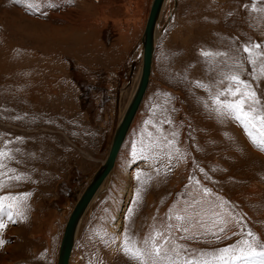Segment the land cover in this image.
Listing matches in <instances>:
<instances>
[{
  "label": "rangeland",
  "instance_id": "1",
  "mask_svg": "<svg viewBox=\"0 0 264 264\" xmlns=\"http://www.w3.org/2000/svg\"><path fill=\"white\" fill-rule=\"evenodd\" d=\"M151 3L0 0V150L13 157L3 159L0 196L30 194L23 216L15 223L5 218L0 264H57L74 201L106 158L137 81ZM255 7L264 9V2ZM252 8L253 0L167 1L151 82L111 179L80 221L71 264H138L120 248L125 228L142 242L204 188L219 198L220 211L234 214L233 222L219 239L196 237L193 227L174 232L175 243L212 252L243 239L241 228L264 241V151L238 121L210 110L209 93L210 86L227 87L221 72L234 63L251 80L243 47L264 45V11ZM253 84L264 92V82ZM157 128L170 140L178 133L173 159L159 152L146 162L140 150ZM137 174L148 181L142 188ZM137 188L140 200L132 205ZM241 218L242 225L235 222Z\"/></svg>",
  "mask_w": 264,
  "mask_h": 264
},
{
  "label": "snow or ice",
  "instance_id": "2",
  "mask_svg": "<svg viewBox=\"0 0 264 264\" xmlns=\"http://www.w3.org/2000/svg\"><path fill=\"white\" fill-rule=\"evenodd\" d=\"M16 2L20 3L21 0H16ZM257 2L258 0H253L252 10L264 11V9L255 7ZM260 2H264V0H260ZM25 6L30 10L33 8L31 3ZM262 48L264 45L260 44H246L243 47V52L246 54L245 59L252 66L249 73L251 80L243 79L242 64L234 63L227 66V72H221L220 83L223 84L226 80L227 87L213 92L212 87L215 86H210L209 93L212 100L210 110L219 117L238 121L252 143L264 151V92H261L253 84L257 80L264 82V51H260ZM202 55L207 58L215 53L202 52ZM205 106L208 107L207 104ZM166 123L171 124L172 121L169 119ZM170 135L171 140L163 134L162 128H157L155 134L148 133L149 142L146 149L141 148L140 158L147 162L150 156L154 157L156 153L162 152L169 160L173 159L172 149L177 143L175 138L178 133L172 132ZM146 151L149 155H145ZM176 152L179 153L178 147ZM4 158L11 160L13 157L10 152L0 150V169L6 167L3 163ZM133 158L135 159V153H133ZM3 175L5 173L0 172V177ZM10 178L18 181L22 177L14 175ZM134 178L141 181L140 174ZM150 179L151 177L148 178V180ZM147 182V180L141 181V188ZM2 187L3 184L0 182V188ZM141 188L136 189L132 205L139 203ZM28 195L30 194L0 196V230L6 226L5 218L9 222L15 223L17 216H23L22 208L26 207L24 198ZM212 196L213 193L204 188L202 196L199 198L194 196L188 202L187 207L176 210L174 215L170 210L163 228L150 233L142 242H137L126 227L123 233L124 239L120 244L121 250L138 264H264V241L255 236L250 229L245 231L241 228L243 239L212 252H197L187 244L175 243L174 232L187 234L193 227L197 230L194 232L196 237L210 234L219 239L220 233H223L225 227L233 222L234 214L231 211L227 213L220 211L223 205L218 203L219 198L210 199ZM132 205L129 206L126 220L133 215ZM205 205H207L206 208ZM173 220L176 222L175 224L172 223ZM235 222L242 225V218ZM189 238L187 235L182 237L185 240ZM108 239L111 243H115L117 237L110 236ZM4 243L5 241L0 240V246Z\"/></svg>",
  "mask_w": 264,
  "mask_h": 264
},
{
  "label": "water",
  "instance_id": "3",
  "mask_svg": "<svg viewBox=\"0 0 264 264\" xmlns=\"http://www.w3.org/2000/svg\"><path fill=\"white\" fill-rule=\"evenodd\" d=\"M162 0H152L149 14L146 21V26L142 34V66L139 74V80L137 82L134 93L126 106L121 117L118 118L117 126L112 133V140L108 150L106 151V158L99 164L94 172L90 182L86 185L79 198L75 199L73 209L67 219L63 236L61 239L57 264H67L69 253L72 246V234L74 227L82 215L86 205L89 203L90 198L96 191V188L106 176V173L115 163L117 152L121 147V144L125 138L130 123L138 109V106L142 100L143 94L148 84V78L151 75L150 60L153 52V34L154 26Z\"/></svg>",
  "mask_w": 264,
  "mask_h": 264
},
{
  "label": "bare ground",
  "instance_id": "4",
  "mask_svg": "<svg viewBox=\"0 0 264 264\" xmlns=\"http://www.w3.org/2000/svg\"><path fill=\"white\" fill-rule=\"evenodd\" d=\"M167 1H168V0H162L161 5H160V9H159V14H158L157 19H156V21H155V26H154V31H155V32H154V34H153V42H152V45H153V52H152V56H151V60H150V71H151V72L153 71V64H154L155 50H156V45H157L158 38H159V31H158V29L160 28V24H161V16H162V13H163V11H164V8H165V6H166V4H167ZM144 29H145V28H144ZM141 45H142V37H141ZM109 46H110V45H109ZM107 48H108V46H107ZM102 49H103V48H102ZM102 49H101V50H102ZM141 51H142V52H141V53H142V56H141V63H140L139 74H140V71H141L142 57H143V50L141 49ZM139 74H138L137 81H136V83H135V85H134V87H133V90H132V92H131L130 98H129V100H128L126 106L128 105V103H129V101H130V99H131V97H132V95H133V93H134V90H135V88H136L137 82H138V80H139ZM151 78H152V76L150 75L149 78H148V84H147L146 90H145V92H144V94H143V97H142V100H141V102H140V104H139V106H138V109H137V111H136V113H135V115H134V117H133V119H132V121H131V123H130V126H129V128H128V130H127V133H126V135H125V138H126L128 132L130 131V129H131V127H132V125H133V123H134V121H135V119H136V116H137V114H138V112H139V110H140V107H141L142 102H143V100H144V96H145V94H146V92H147V88L149 87V84H150V82H151ZM30 93H33V92H30ZM126 106H125V108H126ZM125 108H124V110H125ZM124 110H123V112H124ZM123 112H122V113H123ZM121 115H122V114H121ZM120 117H121V116H120ZM118 122H119V121H118ZM125 138H124V140H125ZM124 140H123V142H124ZM123 142H122V143H123ZM124 143H125V142H124ZM121 145H122V144H121ZM121 148H122V146L119 148V151L117 152V156H116V159H115V163H116V160H117V157H118V155H119V153H120ZM115 163H114L113 167H111V168L109 169V171L106 173V176L103 178V180L100 182V184H99L98 187L96 188V191L94 192V194H93L92 197L90 198L89 203L86 205V207H85V209H84L82 215L79 217V220L77 221V223H76V225H75V227H74L73 234H72V246H71V250H70V253H69V257H68V262H67V264H71V256H72V252H73V248H74V244H75V238H76V234H77V232H78V227H79L80 221H81L83 215L85 214V212H87V210H88L89 208H91L90 206H91V204L93 203V201L97 198L98 194L104 189V185L106 184V182H107L109 179H111V177H112V175H113V173H114ZM90 180H91V179H90ZM90 180L88 181V183L90 182ZM88 183H87V184H88Z\"/></svg>",
  "mask_w": 264,
  "mask_h": 264
}]
</instances>
